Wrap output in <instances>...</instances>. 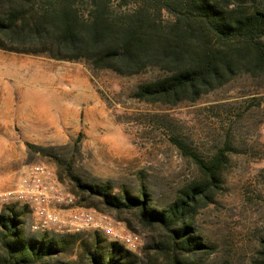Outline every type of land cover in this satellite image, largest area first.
<instances>
[{"label":"rangeland","instance_id":"obj_1","mask_svg":"<svg viewBox=\"0 0 264 264\" xmlns=\"http://www.w3.org/2000/svg\"><path fill=\"white\" fill-rule=\"evenodd\" d=\"M159 75L149 70L121 77L91 72L84 62L0 50V193L13 190L27 167L43 165L56 177L62 175L64 182H58L68 193L70 178L89 185L110 183L117 196L127 191L140 197L144 187L151 204L164 208L198 177L195 165L172 140L182 141L204 160L228 144L221 191L195 216L193 227L214 248L207 264H263L264 77L241 75L195 103L174 107L132 98L137 86ZM20 109L32 117V135H40V143L25 141ZM40 120L46 121L47 129L36 130ZM27 143L45 149V155L29 151ZM15 211L24 221L26 238H54L30 231L28 213ZM104 214L140 235L141 245L128 251L138 256L139 264H147L142 248L156 233L143 232L132 211ZM93 233L78 234L76 245L56 264L75 260L78 244Z\"/></svg>","mask_w":264,"mask_h":264},{"label":"trees","instance_id":"obj_2","mask_svg":"<svg viewBox=\"0 0 264 264\" xmlns=\"http://www.w3.org/2000/svg\"><path fill=\"white\" fill-rule=\"evenodd\" d=\"M0 50L84 62L91 72L121 77L156 70L160 75L137 86L132 98L174 107L195 103L238 76L264 77V0H0ZM172 143L198 177L164 208L151 204L144 187L140 197L127 191L117 196L110 183L70 178V193L78 206L99 213L132 211L143 232H155L142 248L147 264H207L214 248L193 224L221 191L229 145L204 160L182 141ZM26 147L45 155V149ZM57 180L64 182L60 173ZM16 208L0 213V264H56L80 238H26ZM98 234L81 240L75 260L60 264H139L138 256ZM260 248L264 264V241Z\"/></svg>","mask_w":264,"mask_h":264},{"label":"built area","instance_id":"obj_3","mask_svg":"<svg viewBox=\"0 0 264 264\" xmlns=\"http://www.w3.org/2000/svg\"><path fill=\"white\" fill-rule=\"evenodd\" d=\"M4 207H17L28 213L29 229L34 233L66 236L93 231L127 250H136L140 235L104 213L77 205V199L66 192L55 174L43 165L27 167L15 188L0 193V213Z\"/></svg>","mask_w":264,"mask_h":264},{"label":"crops","instance_id":"obj_4","mask_svg":"<svg viewBox=\"0 0 264 264\" xmlns=\"http://www.w3.org/2000/svg\"><path fill=\"white\" fill-rule=\"evenodd\" d=\"M22 109H20L19 111V115H18V120L19 121H22L23 122V129H25V135H24V138H25V141L28 142V143H40L42 138H40L41 136L40 135H34L35 137H33L32 135V132H33V128L30 127L31 124H34L32 122V117L30 115L28 116H25L23 115V113L21 112ZM29 114V111L27 112ZM41 122V125L39 123L38 126L39 128H36L37 131H42V130H45L47 129V126H46V121L45 120H40ZM35 141V142H34Z\"/></svg>","mask_w":264,"mask_h":264}]
</instances>
